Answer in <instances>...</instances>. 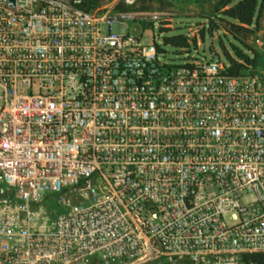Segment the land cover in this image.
<instances>
[{
  "label": "built area",
  "instance_id": "obj_1",
  "mask_svg": "<svg viewBox=\"0 0 264 264\" xmlns=\"http://www.w3.org/2000/svg\"><path fill=\"white\" fill-rule=\"evenodd\" d=\"M163 15L0 0V264H264V2L248 63Z\"/></svg>",
  "mask_w": 264,
  "mask_h": 264
},
{
  "label": "rangeland",
  "instance_id": "obj_2",
  "mask_svg": "<svg viewBox=\"0 0 264 264\" xmlns=\"http://www.w3.org/2000/svg\"><path fill=\"white\" fill-rule=\"evenodd\" d=\"M114 0H101L99 5H104ZM137 8L144 11H155L164 13L160 21L153 25L145 24L143 27V40L146 43H155L156 45L164 47L166 58L172 61L183 60V52L194 54L190 48L176 47L166 45L163 43L164 37H178L186 35L190 36V41L194 48L197 50L198 55L208 57V51L212 52L217 49L221 52H230L232 49L237 48L243 51L240 45L233 37H231L224 29V21L230 20L222 15V11L234 5L238 0H231L225 7L220 8L223 2L227 0H135ZM262 3L264 0H260ZM259 1V2H260ZM223 20V22L221 21ZM212 23V27L209 26ZM127 26L131 33H137L138 28L132 25L131 21L127 22ZM227 26V25H226ZM124 26L113 27V31H124ZM200 39V46L196 45L197 37ZM245 44H247L245 40ZM181 48H184L183 50ZM221 49V50H220ZM245 55V54H244ZM178 56V57H176ZM223 63H227L225 58H222Z\"/></svg>",
  "mask_w": 264,
  "mask_h": 264
},
{
  "label": "trees",
  "instance_id": "obj_3",
  "mask_svg": "<svg viewBox=\"0 0 264 264\" xmlns=\"http://www.w3.org/2000/svg\"><path fill=\"white\" fill-rule=\"evenodd\" d=\"M82 5L87 9L96 8L99 6L101 0H81ZM260 0H238L234 5L225 8L231 0L223 2L220 8H225L222 11V15L230 20V22L224 21L225 25L223 29L233 37L244 49L252 50L249 46L245 44L246 33L248 32L245 28L240 25H248L251 23L252 18L257 10ZM223 22V20H221ZM236 22L237 24L233 23ZM227 25V26H226ZM209 26L212 27V23H209ZM164 44H168L176 47H186L187 42L185 37H171L163 39ZM160 51V48H157ZM236 56L243 59V62H250V59L242 53L241 50L234 48ZM256 56V55H255ZM242 64H238L234 61H231V66L229 68V73L237 74L241 69H243Z\"/></svg>",
  "mask_w": 264,
  "mask_h": 264
},
{
  "label": "water",
  "instance_id": "obj_4",
  "mask_svg": "<svg viewBox=\"0 0 264 264\" xmlns=\"http://www.w3.org/2000/svg\"><path fill=\"white\" fill-rule=\"evenodd\" d=\"M10 2L12 3V0H10Z\"/></svg>",
  "mask_w": 264,
  "mask_h": 264
}]
</instances>
